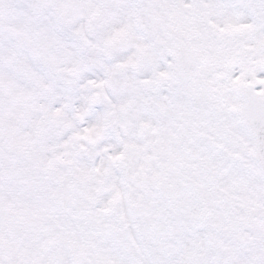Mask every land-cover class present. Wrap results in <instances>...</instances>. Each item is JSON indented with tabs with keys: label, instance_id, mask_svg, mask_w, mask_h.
Instances as JSON below:
<instances>
[{
	"label": "snow or ice",
	"instance_id": "1",
	"mask_svg": "<svg viewBox=\"0 0 264 264\" xmlns=\"http://www.w3.org/2000/svg\"><path fill=\"white\" fill-rule=\"evenodd\" d=\"M0 264H264V0H0Z\"/></svg>",
	"mask_w": 264,
	"mask_h": 264
}]
</instances>
